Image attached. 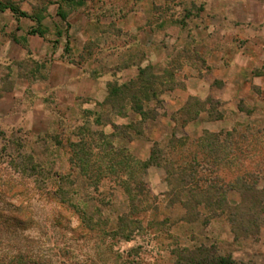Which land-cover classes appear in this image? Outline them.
I'll return each instance as SVG.
<instances>
[{"label": "rangeland", "instance_id": "1", "mask_svg": "<svg viewBox=\"0 0 264 264\" xmlns=\"http://www.w3.org/2000/svg\"><path fill=\"white\" fill-rule=\"evenodd\" d=\"M13 1L28 14H43V19L38 25L8 10L0 13V264H189L190 258L203 256L264 264V214L259 219L251 212L246 218L239 212L232 215L235 207L248 211L251 206L249 195L238 192L241 179L236 180L247 170H255L247 181L256 179V195L264 198L262 155L254 153L243 163L234 161L206 173L218 183H234L223 206L212 193L191 186V191H183L179 175L169 176L164 165L143 172V190L133 197L115 181L108 158L102 157L107 140L92 135L111 133L109 121L132 124V141L124 138L115 144L143 161L157 141L175 165L169 169L176 172L181 170L178 164L194 155L195 141L206 130L203 125L222 115L220 104L211 103L208 112L187 122L178 112H168L163 101L150 102L151 119L140 124L134 112L114 116L91 97H53L37 82L61 49L74 58L83 36L89 55L98 54L99 45L104 58L138 60L145 54H163L165 66L152 68L157 73L166 70V80L183 60L203 55L204 46L196 41L209 24L214 43L222 42L226 54L238 48L262 55L264 0ZM32 28L43 31V37L28 34ZM257 44H263L262 51L255 50ZM237 107L249 116L256 108L243 102ZM96 112L101 114L98 123ZM247 118L229 131L249 136L264 128V112L254 120ZM258 137L264 138V131ZM80 138L96 162L90 172L98 174L99 181L77 178L79 165L71 145ZM175 139L185 144L177 147ZM100 166V172L95 171Z\"/></svg>", "mask_w": 264, "mask_h": 264}, {"label": "trees", "instance_id": "2", "mask_svg": "<svg viewBox=\"0 0 264 264\" xmlns=\"http://www.w3.org/2000/svg\"><path fill=\"white\" fill-rule=\"evenodd\" d=\"M6 10L10 11L16 18H29L30 20L35 21L38 25L41 24L43 19V14H28L26 11L21 10L13 0H0V13L5 12ZM59 15L62 19H65L66 15L64 13H59ZM28 34L43 37V31L36 30V28H32ZM203 56L204 51L201 57L195 55L194 58L202 60ZM166 73V70L163 73L154 72L152 66L139 68L138 73L134 78L123 83L111 82L107 84V94L104 100L96 104L101 108L108 107L114 116L119 117H127V111L129 110L139 116L140 124L144 123L150 120L152 116H150V109L148 108L149 103L156 102L159 104L162 101L161 95L165 91L173 89L176 84L175 69H173V72L168 73L170 80H166L165 77H163ZM168 84L173 85L170 87L167 86ZM213 102H215V104H220L219 101H215L212 98L200 100L197 97H189L184 106L177 112L182 116H185V121L190 122L197 119L202 112H208L211 103ZM208 105L209 107H207ZM96 113L97 117L95 122L98 123L101 121V114L99 112ZM209 113L211 114V112ZM221 117L222 115L218 114L216 117L210 119L215 120ZM107 124L113 129L111 133L105 134L104 132H98L93 133L92 135L101 137V140H107L105 142L107 151L102 157L108 158L107 165L113 171L115 181L123 186L129 194L133 193V197L139 195V192L143 190V188H141L144 185L142 178L143 172L150 166L161 167L164 165V169L169 176L179 175V180L183 184V191H186L187 189L190 190L192 187L194 189L196 188L195 190L201 189V191H204L203 193L206 194L212 193L218 203L223 206L227 202V193L234 189V183L226 185L218 183V181L210 177L211 174L210 176H207L206 173L214 167H219L220 169L226 166L228 167V165L234 161L240 160L241 163H243L247 161V159L249 160L248 157H252L254 153L256 155H262L261 161L264 162V155L261 153V150H264V138H256V136H261V132L264 131V128L261 131L250 132L249 136L245 133L235 135V130H226V132L221 131L219 133L205 130L203 136L195 141L196 145L194 147L196 149L193 152L194 155L188 162L185 161L184 165L181 166L178 164V167H181V170L174 172L173 170H170L169 167L175 165L173 162L167 160L165 151L160 146L159 142L155 141L153 143L149 157L146 160H139L130 155L125 146L115 144V141L121 142V139L124 138H128L129 141H132V136L129 135V130L133 128V125H120L113 121H109ZM138 134L139 132L136 133V135ZM175 140L177 147H181L185 144V140L183 139ZM84 141V138H80L78 142L71 145V148L75 150L74 154L79 165L77 178H81L83 181H90L91 179L99 181L98 174L94 175L90 172V168L94 167V163L96 162H91L89 155L85 153L86 144ZM259 144H262L260 148ZM197 166V169H193ZM96 170L100 172L101 166L95 169V171ZM255 173L254 169L247 170V173H244L243 176L236 179L237 181L241 179L238 192L241 194H248L252 203L249 204L251 206L248 211L235 207V212H233L232 215L239 212L244 216L243 218H246L249 212H251V215L256 216V219H259V215L264 214V206L262 204L264 198L260 199L256 195V179L254 182L247 181V177L251 175L252 178ZM257 175H260V172H258ZM205 187L208 189H205ZM262 196H264L263 193ZM189 264L243 263H236L223 256H203L201 259L190 258Z\"/></svg>", "mask_w": 264, "mask_h": 264}, {"label": "crops", "instance_id": "3", "mask_svg": "<svg viewBox=\"0 0 264 264\" xmlns=\"http://www.w3.org/2000/svg\"><path fill=\"white\" fill-rule=\"evenodd\" d=\"M205 32L201 40L196 41V44L204 46L203 59L198 60L192 57L183 60L180 66L175 68L174 88L165 91L161 98L168 112H177L189 97H197L200 100L216 99L220 103L222 117L215 120L209 119L203 128L213 132L222 128L230 130L235 122L245 121L247 117L254 120L259 111L264 112L262 99L264 72H261L264 68V54L256 56L238 48L233 54H226L222 42L217 45L214 43L210 35L212 32L210 24L205 26ZM82 39L80 47L75 48L77 49L75 53L78 51V54H75L74 58L68 57L63 49L61 51L59 49L62 54L58 52L57 57L53 56L51 60L49 59L45 78L37 80L39 84L46 87L48 95L53 97L60 95L67 98L74 96L75 100L88 96L93 98L96 104V101L104 100L107 84L128 81L137 75L139 68L165 66V56L159 53L145 54L138 60L132 57L120 59L117 55L104 58L99 45V53L89 55L88 48H84L87 38L83 36ZM254 48L260 51L263 44L254 45ZM42 51L46 53L48 46ZM39 84L37 83V87ZM254 99L255 106L252 104ZM241 102L256 107L251 108L252 115L249 116L244 109L237 107V104ZM65 103L67 101H60V105ZM229 111L235 115L234 120L230 119Z\"/></svg>", "mask_w": 264, "mask_h": 264}]
</instances>
